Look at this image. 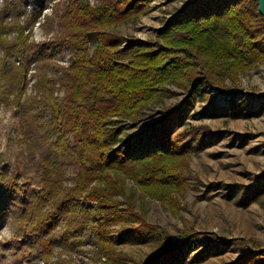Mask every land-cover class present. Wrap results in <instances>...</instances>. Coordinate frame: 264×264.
<instances>
[{"label": "rangeland", "instance_id": "1", "mask_svg": "<svg viewBox=\"0 0 264 264\" xmlns=\"http://www.w3.org/2000/svg\"><path fill=\"white\" fill-rule=\"evenodd\" d=\"M70 1L0 0V264H111L91 228L73 227L60 201L61 193L75 186L77 169L57 154L55 117L46 98L65 95L57 80L71 53L52 41L69 28ZM101 1L86 0L91 6ZM186 1L152 0L137 19L109 30L127 39L156 41L159 29ZM21 30L29 37L23 47L30 60L18 69L15 37ZM42 51L52 57L36 60ZM200 87L175 130L192 148L179 163L182 189L172 204L143 195L126 180L135 209L161 228L115 244L114 253L126 255L129 264L176 248L190 233L197 237L176 251V264H264V62L241 74L237 83L227 79L222 91L211 87L215 98L203 95ZM169 90L172 94L145 109L141 121L122 122L127 126L115 145L158 121L163 109L189 94L177 84ZM236 106L237 116L226 113L225 108ZM246 191L250 196L243 199ZM82 203L87 208L97 204ZM260 255L263 260L256 262Z\"/></svg>", "mask_w": 264, "mask_h": 264}, {"label": "trees", "instance_id": "2", "mask_svg": "<svg viewBox=\"0 0 264 264\" xmlns=\"http://www.w3.org/2000/svg\"><path fill=\"white\" fill-rule=\"evenodd\" d=\"M151 1L102 0L91 6L71 0L69 28L52 41L55 48L68 49L71 60L57 80L64 97L50 94L46 101L55 117L57 154L77 169L75 186L61 193L66 208L60 212L73 227L91 228L111 264H129L126 255L114 253L116 243L161 229L135 209L126 180L134 181L143 195L171 204L182 189L177 171L192 147L175 130L191 109L197 86L215 98L211 87L222 91L227 79L237 83L241 74L264 62V16L258 0H187L159 29L156 41L127 39L109 30L137 19ZM15 39L20 60L15 68L20 69L30 60L28 47H23L29 37L21 30ZM43 52L36 60L52 57ZM171 84L188 90L186 100L166 107L158 121L115 145L127 126L122 122L141 121L151 103L172 94ZM225 111L232 116L241 112L238 106ZM249 196L246 191L242 198ZM89 201L97 204L84 207L82 202ZM117 224L122 226L113 234ZM191 236L197 237L185 235L176 248L169 246L140 264H176V251Z\"/></svg>", "mask_w": 264, "mask_h": 264}, {"label": "water", "instance_id": "3", "mask_svg": "<svg viewBox=\"0 0 264 264\" xmlns=\"http://www.w3.org/2000/svg\"><path fill=\"white\" fill-rule=\"evenodd\" d=\"M258 1H259V9L264 16V0H258Z\"/></svg>", "mask_w": 264, "mask_h": 264}]
</instances>
